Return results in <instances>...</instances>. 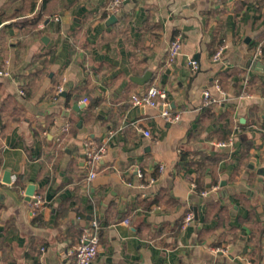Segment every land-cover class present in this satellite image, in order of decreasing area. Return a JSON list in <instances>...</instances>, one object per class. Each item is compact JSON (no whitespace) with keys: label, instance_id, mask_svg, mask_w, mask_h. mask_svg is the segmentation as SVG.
<instances>
[{"label":"crops","instance_id":"0c3cea01","mask_svg":"<svg viewBox=\"0 0 264 264\" xmlns=\"http://www.w3.org/2000/svg\"><path fill=\"white\" fill-rule=\"evenodd\" d=\"M110 2L0 0V264H74L95 219L92 264H264V0ZM152 86L178 122L133 104Z\"/></svg>","mask_w":264,"mask_h":264},{"label":"built area","instance_id":"2783aa9c","mask_svg":"<svg viewBox=\"0 0 264 264\" xmlns=\"http://www.w3.org/2000/svg\"><path fill=\"white\" fill-rule=\"evenodd\" d=\"M127 0H111L108 5V13L111 15L117 14L122 8L123 4ZM55 21H59L60 18L56 16ZM42 27V26H41ZM183 51V40L180 37L175 38L169 47L168 63L172 64L176 59L182 54ZM222 55V51H219L214 57L215 60H218ZM255 58L264 59V48L262 45H259L256 48ZM188 65L193 72H196L199 69V63L193 59L188 61ZM11 74L9 71L0 70V77H10ZM217 91L224 95V92L221 89V86L216 83L215 85ZM63 89H59V92H62ZM133 104L135 106H143L159 109L161 108V116L168 123H176L181 119L179 113H173L170 110V103L168 101V95L166 90L158 86L150 87L146 92L142 94H137L132 97ZM203 105L209 106L211 104H221L223 102V97L220 95L214 96L210 91L206 90L203 92ZM69 129L67 124L64 128V131ZM146 137H151L150 131H142ZM107 153V143H103L100 146H95L91 142L86 143L85 145V159L86 165L89 169V180H93L97 176L96 167L98 163L104 158ZM142 177V176H141ZM16 181V177L13 178ZM196 187V186H195ZM203 195H208L207 191L203 192ZM194 220V214L189 213L185 219L183 228L192 223ZM127 222V221H126ZM101 239V228L98 220H92L90 225L84 229L79 245L74 251L75 263L74 264H92L97 254L99 252ZM221 251V250H220Z\"/></svg>","mask_w":264,"mask_h":264},{"label":"water","instance_id":"95a60500","mask_svg":"<svg viewBox=\"0 0 264 264\" xmlns=\"http://www.w3.org/2000/svg\"><path fill=\"white\" fill-rule=\"evenodd\" d=\"M118 16L116 15H112L109 20L108 23L111 24L115 21H117ZM253 68L252 69H256V70H261L264 71V64L261 63L260 61H256V62H252ZM153 77V74L151 72H147L143 77L141 78H136L134 79V81L140 85H145L146 83H148L151 78ZM64 96H66V93L63 94ZM259 175H261V179L260 182L264 183V169H262L259 172ZM11 179H12V174L10 171H6L4 174V178H3V182L5 184H10L11 183ZM35 186L30 185L27 189L26 192V196H27V200L30 201L32 199V197H34L35 195ZM196 220H198V215L196 214Z\"/></svg>","mask_w":264,"mask_h":264}]
</instances>
